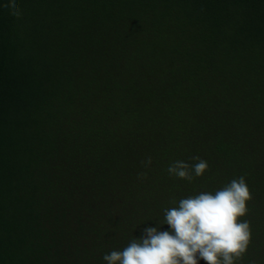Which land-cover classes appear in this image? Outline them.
Returning <instances> with one entry per match:
<instances>
[{"label":"trees","instance_id":"trees-1","mask_svg":"<svg viewBox=\"0 0 264 264\" xmlns=\"http://www.w3.org/2000/svg\"><path fill=\"white\" fill-rule=\"evenodd\" d=\"M14 2L0 0V264H106L240 176L236 264H264V0ZM197 156L202 176L167 171Z\"/></svg>","mask_w":264,"mask_h":264},{"label":"clouds","instance_id":"clouds-1","mask_svg":"<svg viewBox=\"0 0 264 264\" xmlns=\"http://www.w3.org/2000/svg\"><path fill=\"white\" fill-rule=\"evenodd\" d=\"M9 6L16 7L14 0ZM193 159L197 161L193 165L176 161L167 171L189 181L193 173L202 176L208 170L207 162L198 156ZM251 199L243 176L214 194L201 192L183 198L178 207L164 210V223L171 231L148 227L142 238H133L123 250L106 253L103 260L106 264H198L199 260L206 264H236L251 240L249 223L240 219L247 214Z\"/></svg>","mask_w":264,"mask_h":264}]
</instances>
